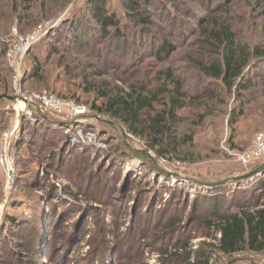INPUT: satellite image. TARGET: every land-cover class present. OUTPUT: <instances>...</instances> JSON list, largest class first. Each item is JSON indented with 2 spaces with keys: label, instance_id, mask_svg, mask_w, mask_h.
I'll list each match as a JSON object with an SVG mask.
<instances>
[{
  "label": "rangeland",
  "instance_id": "obj_1",
  "mask_svg": "<svg viewBox=\"0 0 264 264\" xmlns=\"http://www.w3.org/2000/svg\"><path fill=\"white\" fill-rule=\"evenodd\" d=\"M87 1L0 0V264H193L201 249L212 251L210 264H264V251L218 254L217 232L203 226L204 198L245 191L264 201V171L230 181L260 165L243 167L237 156L264 133V63L252 55L264 52V0H150L143 26L121 0H107L123 41L96 32ZM212 20L251 56L230 88L203 73L216 56L202 37ZM67 22L85 47L46 38ZM41 25L45 35L15 70L8 52ZM164 39L173 51L159 60ZM166 71L189 99L175 128L179 150L158 157L92 107L102 106L101 92H156ZM43 90L85 106L105 149L70 146L60 129L23 120L21 96Z\"/></svg>",
  "mask_w": 264,
  "mask_h": 264
},
{
  "label": "trees",
  "instance_id": "obj_2",
  "mask_svg": "<svg viewBox=\"0 0 264 264\" xmlns=\"http://www.w3.org/2000/svg\"><path fill=\"white\" fill-rule=\"evenodd\" d=\"M121 1L129 20L141 26L150 22L147 16L150 0ZM82 12L86 18L94 22L96 32L101 36L114 35L117 40L123 41L124 33L120 30V22L115 13L110 11L107 0H88ZM71 23L67 22L60 32L54 30L46 38L55 39L58 44L69 43L75 47H85L83 41L86 35ZM211 24V27L206 28L202 34L203 45L216 56H212L209 65L202 68L203 73L222 80L230 88L233 81L244 77V69L251 56L246 47L237 42L227 25L218 24L214 20ZM172 51L170 44L164 39L156 49L155 57L159 60L167 58ZM252 52L260 63H264V52L258 48ZM162 77L164 80L160 82L159 90L156 92L147 95L101 92L102 106L92 107L96 113L122 123L130 135L143 139L148 150L153 151L158 157L174 155L179 150L175 128L180 122L178 113L189 99V93L184 90L179 78L169 71ZM160 96L162 100H158ZM156 105H160L161 109L158 110ZM234 119L233 117L232 120ZM254 168L256 167L252 169ZM257 188V191L262 190L264 183L259 182ZM249 195L241 191L236 192L235 197L230 200L221 195L204 198L206 212L211 217L203 226L215 229L219 235V238H215L217 242L215 250L222 256L230 257L247 251L259 254L264 251V201L261 202L258 197ZM175 224L176 221H172L168 228L174 229ZM210 252L212 251L201 249L193 264H210Z\"/></svg>",
  "mask_w": 264,
  "mask_h": 264
},
{
  "label": "built area",
  "instance_id": "obj_3",
  "mask_svg": "<svg viewBox=\"0 0 264 264\" xmlns=\"http://www.w3.org/2000/svg\"><path fill=\"white\" fill-rule=\"evenodd\" d=\"M55 27V26H54ZM50 28H53L50 26ZM47 31V27L38 26L30 34L19 38L16 45L7 54L10 66L17 70L20 59L29 49L38 43ZM23 107L20 110L22 119L29 124L53 126L62 131V135L70 146L90 147L98 150L105 149L97 131L90 127L87 119L89 111L85 106L59 98L55 94L43 90L21 96ZM18 114V113H17ZM54 119L55 121H52ZM96 119H99L97 117ZM8 137L3 143L2 159L6 161V146ZM237 161L243 167H253L264 161V133L256 134L250 146L238 154ZM10 177V172L7 171ZM219 238V235H218Z\"/></svg>",
  "mask_w": 264,
  "mask_h": 264
},
{
  "label": "water",
  "instance_id": "obj_4",
  "mask_svg": "<svg viewBox=\"0 0 264 264\" xmlns=\"http://www.w3.org/2000/svg\"><path fill=\"white\" fill-rule=\"evenodd\" d=\"M11 100H14V98H10ZM264 171V161L256 168L254 169H251L249 172H247L246 174L240 176V177H235V178H232L230 181L231 182H236V181H241V180H246V179H249V178H252L258 174H261L262 172ZM230 181H223L221 182L220 184H226L227 182H230ZM218 184V183H217ZM217 184H209L210 186H213V185H217Z\"/></svg>",
  "mask_w": 264,
  "mask_h": 264
}]
</instances>
